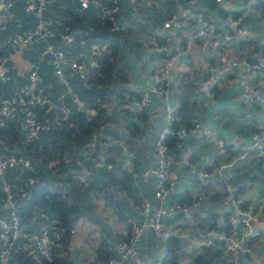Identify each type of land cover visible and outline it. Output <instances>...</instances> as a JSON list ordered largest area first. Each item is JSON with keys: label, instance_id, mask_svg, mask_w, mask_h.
<instances>
[{"label": "built area", "instance_id": "built-area-1", "mask_svg": "<svg viewBox=\"0 0 264 264\" xmlns=\"http://www.w3.org/2000/svg\"><path fill=\"white\" fill-rule=\"evenodd\" d=\"M112 3L115 0H110ZM132 4L133 13L138 14V0H129ZM176 7L169 11L161 21V27L155 31V35L148 44V55H154L156 64L152 70L149 85L146 89L127 86V89L120 92L118 98V109L130 120H136V113L143 111L152 100V95L157 99L162 113V121L156 136L152 140V160L143 168L136 167V152L124 142V124L122 130L114 132L115 137L110 135L111 124L103 121L89 134L86 146V155L75 158L74 163L78 168L74 170L72 178L79 184L85 185L90 171L85 167L86 160L92 166L105 172L115 173L120 170L128 173L133 180H141L143 183L152 184V195L142 194L137 213L129 216L130 230L127 237L122 239H109L106 241L107 252L110 253L106 264H159L163 255L167 252L165 242L172 234L181 237L190 246L191 250L199 251L203 246L222 248L225 253L241 252L247 253L253 259L257 258V264H264V252L258 255V244L248 242L261 234V229L251 228L248 220L250 218L259 220L255 205L251 202L245 208L239 206V199L231 196L232 186L224 181L221 189L226 194L223 201L234 203V210L228 216L230 229L225 230L218 221L214 226L199 228L194 225L195 213L204 209L206 204L207 184L219 178L224 180V170L232 164V160L214 162L213 157H205L204 161L196 165L192 160V150L185 147L187 137L194 136L203 139L210 135V130L202 124L197 115H193L188 125H179L173 130L174 124H179L178 114L180 102L175 97L171 98L168 93V72L183 52H188L194 41H198L199 48L207 52L216 62L209 71L195 84L196 90L204 89L212 95V89L229 81L236 80L240 85V98L248 105L264 107V93L250 82L252 70H259L264 73V51L262 48H250L248 57H253L255 62L250 67L244 68L243 64L247 58L231 52L229 42L248 41L251 33L242 23L241 14L225 12L224 21L203 15L195 10L197 0H174ZM215 3L226 2L227 0H213ZM231 3L240 4L243 0H228ZM264 3V0H255ZM16 2L21 3V9L31 14L34 22L17 34L7 33L5 40L10 41L11 46L22 50L32 49L33 46L42 42L37 52V61L27 60V68L24 81L15 87L11 93L0 96V126L5 119L14 117L17 128L22 132L25 142L38 138L39 134L59 126L66 121L70 114V104L65 101L68 98L74 109L89 112L90 108L85 102L76 96L69 81L70 77L78 79L85 84L92 75L100 72L99 60L106 54L104 45L92 44L85 51H77L71 56L64 50L48 41L52 34L49 20L44 18V11L47 0H0V35L7 30V22ZM76 8L87 9L98 7L101 0H75ZM104 6V5H102ZM106 6V5H105ZM102 14L105 17L109 30L120 29L117 21L104 7ZM124 25V24H123ZM232 26L233 30H228ZM187 27L183 38L176 39V35ZM154 32V31H153ZM170 34V35H169ZM66 39L71 41L72 35ZM82 43V41H81ZM2 41L0 40V47ZM47 58L52 73L62 86L57 95V100L51 102L42 109L39 115L36 107H41L47 102L46 94L41 85L39 75V61ZM111 60V56L106 54ZM234 67H241L245 75L235 76ZM234 74V75H233ZM178 91V90H177ZM16 113L18 116H16ZM135 115V116H134ZM262 125L258 129H262ZM259 130L252 133V142L245 146L244 154L252 151L259 157L264 154V134ZM174 136V146L181 151L180 162L192 173L188 183L189 201H172L170 196L175 194L174 186L176 179L171 173L173 165L172 149L168 145V137ZM137 139V138H134ZM68 163V158H64ZM31 169L30 160L9 150L0 152V185L5 193V200L11 207V183L4 180L10 170ZM34 182L32 177H27L18 186L19 196H24L26 188ZM182 191V190H181ZM209 192V190H208ZM241 225V227H240ZM184 226V228H182ZM53 226L44 227L40 230H28L21 225L19 217L10 209L7 217H0V264H11L10 260L15 252H21L28 256L34 264H41L43 260L50 261L54 253V246L59 245L60 234L57 230H50V237L47 232ZM194 230L192 236H188L186 230ZM74 233L73 227L69 229V235ZM150 235L158 243V250L151 252L150 259L146 260L138 245L143 238ZM182 250V249H181ZM183 259V257H182ZM184 260L178 264H182Z\"/></svg>", "mask_w": 264, "mask_h": 264}, {"label": "crops", "instance_id": "crops-1", "mask_svg": "<svg viewBox=\"0 0 264 264\" xmlns=\"http://www.w3.org/2000/svg\"><path fill=\"white\" fill-rule=\"evenodd\" d=\"M52 1L56 2L54 3L55 5L64 8L67 6V8L71 9L74 6L80 17L77 26L81 28L83 34L80 33V37L77 40L71 39V41H68L66 39L67 35L71 34L73 36L75 34L73 31L69 33H65L66 31L60 32L59 26H52V31L55 34L56 32L57 34L58 32L61 33L62 44L55 43L66 54L71 56L79 50L85 51L92 44L104 45L106 54L111 56V60L114 59L115 63L113 62L112 65L114 64L116 67L122 66L125 78H127L125 85L143 89L148 87L156 59L154 55H148L147 47L155 35V31L161 27V21L164 16L169 11L175 9L176 4L171 8L168 3V1L174 0H138V14L136 15L133 13L132 4L129 0H115L114 3L110 0H101L100 6L90 7L85 10L76 8L75 0H67L65 2H61L60 0ZM202 2L203 0H197L195 10L220 21H224L223 14L225 12L242 15V23L251 33V38L248 41L229 42L227 45L231 49V52L247 56L252 47L262 48L264 51V3L256 2L255 0H243L242 3L235 4L227 0L220 4L214 2V6H208ZM47 4L48 6L46 5V7L48 8L46 11H52V4L49 2ZM104 7L109 9L120 29L115 31L109 30L106 19L102 14ZM28 15L23 12L21 3L18 2V6L13 8L7 22L10 34L19 33V28L17 27L24 23L25 19L29 17ZM88 15L93 18L87 19ZM34 19L32 16V19H30L31 23L34 22ZM186 29L187 27H184L176 35V39L182 40ZM228 30H233V27L229 26ZM84 33L88 34L84 35ZM98 41L103 42L98 43ZM37 52L38 49L29 51L8 45L5 55L0 57V61H2L0 64V96L12 92L15 87L23 82L26 72L25 67H27L29 60L33 61L32 59H34ZM106 54L103 56L104 59H106ZM254 62L255 59L253 57L247 56L243 67H250ZM212 65H216V62L207 52L199 48L198 41H194L188 52L179 54L168 72L167 89L171 98L175 97L179 88L178 86L185 75L192 81L194 85L191 99L193 115H197L202 124L210 130V135L203 139H197L194 136L187 137L184 146L192 150V160L196 165L201 164L205 157H213L216 162L232 160V164L223 171L224 181L230 183L233 188L241 187L238 196L244 200L250 201L259 198L257 199L259 208L256 215L259 220H263L264 163H261V160L252 151L244 154V156H241V154L245 151V146L252 142L251 135L255 130H259V125L263 126L259 132L264 134V107L245 104L240 98V85L236 80L214 87L212 95H209L204 89L197 91L195 84L208 73ZM233 71L235 76L238 77L246 73L241 67H234ZM42 73L44 76L40 77L41 85L45 92L46 86L49 88L50 82L53 81L52 69H43ZM50 77L52 81L47 83V80L51 79ZM249 80L261 93H264V73L253 69ZM72 86H75V90L77 91L84 89L77 87L75 83ZM46 97L47 104H50L52 101H50L47 95ZM151 97L152 100L138 118V124L144 126L143 130L137 137H133V139L137 138L134 140L137 142V147L140 148L139 152L136 153V167L139 169L151 163L152 146H148V142L154 139L162 121L160 105L153 95ZM117 101L118 98L115 94H108L106 101L99 100L96 108L92 107L88 112L89 114H95L99 110L98 113L102 116L104 115L107 122L111 124L112 130H110V135L112 137L116 136L115 131L122 130V122L129 120L118 109ZM14 117L15 115L9 118V120H14ZM130 144L133 146V143ZM2 148H6V145H2ZM172 156L173 165L171 173L176 179L174 192L175 194H179L181 190L188 188L192 173L188 172L187 168L180 162L181 151L173 153ZM55 163L57 162H50L51 166H54ZM89 169V179L83 185L85 186L83 187L85 190L77 194L75 201L77 210L71 216V226L74 229V233L67 236L63 247L56 249L58 250L56 255L63 257L64 264H105L104 261L97 257L96 249L98 244L103 241L106 242L109 239L120 238L118 236L127 235L129 231L127 220L118 218L115 204L112 201L119 202L124 196V199L129 203L128 207L124 208L135 212L136 207L131 196L152 195V184L143 183L141 180H133V182L131 181V188L134 190L132 192L133 195L130 196L124 193V191L117 194L112 193L111 200L112 198L114 200H110L109 202L107 195L109 194V190H111L112 182L107 178V173L104 174L103 170L94 167H89ZM53 170L55 172L56 169L53 168ZM13 171L11 170L10 172ZM8 176L7 172L6 177L8 178ZM62 186L65 187V184ZM67 201H70L69 198H67ZM229 202L218 200L213 205L211 204L209 208L212 212L222 216L226 210L234 209L231 204L232 202ZM9 208L10 204L0 197V217L7 216ZM206 211L205 207L199 211L198 216L205 217ZM217 219L221 220L220 218ZM52 220H54L52 215L45 209L44 205H38L28 216V220L23 226L26 229L37 231L46 227ZM194 225L197 227L196 220ZM193 233L194 230L190 229L188 236H192ZM257 244L256 254L258 255L260 252H264V227L261 229V235ZM158 246L151 245L149 241L147 244L146 241L139 242L138 245L146 260L150 259L152 252L150 250L147 256V251L152 247H155L153 248L154 250H158ZM184 253L186 257L188 254ZM245 255V253L234 252L231 253L233 259L229 257L230 259L227 262L223 263L224 259L219 263L247 264ZM257 260L258 256L254 259V262H257ZM18 261L19 258L16 254L12 264H18Z\"/></svg>", "mask_w": 264, "mask_h": 264}, {"label": "trees", "instance_id": "trees-1", "mask_svg": "<svg viewBox=\"0 0 264 264\" xmlns=\"http://www.w3.org/2000/svg\"><path fill=\"white\" fill-rule=\"evenodd\" d=\"M61 2H65L67 0H60ZM50 4H52L53 10L50 12H47L46 7L44 11V18L49 20L50 29H52V26H59L60 32L69 33L73 31L75 34L72 36V40H77L78 37H80V33L83 34L81 31V28H79L78 23L80 21V17L77 14L76 9L74 6L70 9L67 6L61 7L57 6L54 3L55 1L48 0ZM171 8L174 7L176 4L175 1H168ZM182 4L186 3V0H181ZM203 4H207L208 6H214L213 0H203ZM15 6H18V2H16ZM14 6V7H15ZM48 6V4H47ZM20 7V6H19ZM18 9V8H17ZM85 10V9H83ZM18 11V10H17ZM29 17L25 19L24 23L21 24V26L17 27L19 28V32L29 25H31L32 19L31 14L28 15ZM107 22V21H106ZM105 23V22H104ZM106 24V23H105ZM108 24V23H107ZM78 30V31H77ZM10 33L9 28L5 32H3L0 35V40L2 41V46L0 47V57L4 56L6 53V48L10 45V41H6L5 37L6 34ZM61 33L52 31V34L48 37V41L55 44L58 43L59 45L62 44V36ZM88 33H84L86 35ZM83 36V35H82ZM56 42V43H55ZM103 41H98V43H102ZM41 43H36L32 49H29V51H33L34 49H40ZM59 45H56L60 47ZM70 54V53H69ZM104 59V58H103ZM99 60L100 64V72L97 75H92L85 84H82L78 79L71 77L73 79V82L76 84L77 87L84 88L82 90H75V86L73 91L76 94L77 97L82 99L85 104L88 106V108H96V105L99 103L100 98L104 97V93L106 95L108 94H115L117 98L120 96V92L127 89V85H125V81H127V78H125V75L123 73L122 66H114L112 63L113 60H108L107 58ZM33 61H37V54L35 55ZM40 62V61H39ZM115 63V62H114ZM50 65V64H49ZM40 66V65H39ZM47 68V67H46ZM51 68V66H50ZM49 70V68H47ZM41 76H44L42 71H40ZM45 72V71H44ZM43 74V75H42ZM52 74V78L47 80V83L50 82L49 88H45V93L49 97L50 101L55 102L57 100V95L61 91L62 86L57 81L55 76ZM42 78V77H41ZM24 81V80H23ZM22 83V82H21ZM20 83V84H21ZM102 87V88H101ZM178 91L176 93V98L180 102L179 107V116H180V122L179 124L173 125V130L177 129L179 125H188L190 123V119L193 116V107H192V93L194 90V85L192 81L188 78V76H184L181 80L180 85L178 86ZM96 92L95 96V103L94 104H87L86 98L84 97L85 94L90 92ZM107 92V93H106ZM11 93V92H9ZM7 93V94H9ZM6 94V95H7ZM3 96V95H1ZM5 96V95H4ZM65 101L70 104V114L68 116V119L66 121L61 122L59 126L52 127L48 131H44L39 134L38 138L30 141L25 142L22 136V132L17 128L16 121L5 119L2 126H0V150L2 153H5L9 150L16 151L18 154L27 157L30 160L31 163V169H25V170H14L13 172L8 171V178H6L7 174L5 175V181H8L11 183V207L16 215L19 217V220L21 222V225L25 224L28 220V216L32 213L34 208L38 207V205H44L45 209L52 215L53 219L52 222H50L46 227L49 228V226H53L55 230H57L60 234L59 237V245L54 246V253L52 255V259L50 261L43 260L41 264H64V259L60 255H56V250L58 247H63V244L69 235V229L71 226V216L73 213L77 210V205L75 204L77 195H74L73 197H70L69 195V202L67 201V195L66 188L62 185L66 183L68 180L67 178H64L62 171L54 172L52 174L53 176L49 177H42V175L39 173L40 170H38V167L34 161V158L40 154V152H45L46 155H49L50 158H53L52 155H56V157L59 159V163L62 164L61 166L65 168V166L72 165V168L75 170L78 168L76 164L74 163L75 158L83 157L86 155V151L88 150L86 143L89 137V134L91 131L97 127V125L103 121H106V118L104 115H100L96 111L95 114H89L85 111H79L74 109V107L71 105V102L68 98H65ZM47 102L44 103L41 107H36V111L40 115L42 113V109L47 106ZM142 111L136 113V120H130L127 123L124 124V128L129 130L130 135L133 137H137L136 135L141 134L143 130V125L138 124V118L140 117ZM16 116L18 114L16 113ZM135 116V115H134ZM16 142V143H15ZM168 145L169 147L173 148L172 153H177L180 150H178L177 147L174 146V136L168 137ZM11 144V146H10ZM2 145H6V148H2ZM48 145V146H47ZM129 147L132 149L133 147L129 143ZM71 149L73 152V155L70 156L65 151V149ZM68 158L69 162L64 164V158ZM261 160V163H264V154L258 157ZM48 160V159H47ZM57 160V159H56ZM57 162V161H56ZM214 162H216L214 160ZM85 167L89 169V167H92L91 162L89 160L83 162ZM90 171V169H89ZM106 173V172H105ZM32 177L34 179V182L31 186H28L26 188V193L24 196H19L17 192L18 186L22 184V181L26 179L27 177ZM88 177V176H87ZM108 179L112 182V190L111 193L107 195L108 201L111 200V194L118 192H125L129 195H133V188H131V183L133 182V179L131 176H129L128 173H125L123 171H116L115 173L107 172ZM73 180V178H72ZM74 181V180H73ZM132 181V182H131ZM76 186H83L82 184H79L78 182L74 181ZM224 180L222 181L221 178L217 180H213L207 184V194H206V204L204 208L206 207V216L205 217H199V213H195V220L196 224L199 228H204L206 226H214L218 221H220V226L224 228L225 230L230 229V224L228 223V216L231 212H233L234 209H228L226 210L223 215L217 214L215 212H212V210L209 208L211 207V204L218 200H223L224 195L226 192L224 189H221V186L223 185ZM233 188V187H232ZM241 189V187H235L231 191V196L233 198L239 199V206L242 208H245L247 204L253 203L255 205V212L258 211L259 204L256 200H244L240 196H238V192ZM0 197L2 199H5V193L1 189L0 185ZM209 190V192H208ZM142 196L140 195L138 198V201H140V198ZM112 200H114L112 198ZM111 200V201H112ZM170 200L172 201H189V195H188V189L182 190L179 194H172L170 196ZM116 207V211L118 213L119 218H123L127 220V224L130 230V223L128 220L129 216H125L123 213L127 212L130 216L134 215L136 212L128 210H123L120 203L112 201ZM230 203V202H229ZM234 207V203H231ZM9 212V211H8ZM257 214V213H256ZM8 215V214H7ZM7 217V216H5ZM3 217V218H5ZM217 218H220L221 220H218ZM259 219V218H258ZM24 227V226H23ZM47 232L48 236L50 237V230ZM241 227V225H240ZM25 228V227H24ZM184 228V226L182 227ZM29 230V229H28ZM129 234V231H128ZM127 234V235H128ZM127 235H120L118 237L125 238ZM261 234H259L256 238L250 239L248 242L251 244L252 242L258 241ZM151 241H153V245L158 246L159 243L154 239L151 238ZM185 240H182L181 237H178L175 234H172L169 239L166 240V253L163 255L162 259L160 260L159 264H178L180 261L184 260L182 264H218L220 261L224 260L226 258V255L229 253H225L222 248H212V247H205L203 246L199 251L191 250L188 253V255L184 258L183 253L184 251L182 249V245L185 243ZM60 249V248H59ZM97 257L104 261L106 264V260L108 256L110 255L109 252H107L106 249V242H100L96 249ZM17 254L19 261L18 264H34L30 259H25V255L21 252H15L14 256ZM246 255V262L247 264H257V262H254L253 257H251L249 254L245 253ZM10 260L11 264L13 262V258ZM183 257V259H182Z\"/></svg>", "mask_w": 264, "mask_h": 264}, {"label": "rangeland", "instance_id": "rangeland-1", "mask_svg": "<svg viewBox=\"0 0 264 264\" xmlns=\"http://www.w3.org/2000/svg\"><path fill=\"white\" fill-rule=\"evenodd\" d=\"M93 15V14H92ZM11 16V15H10ZM93 17H94V15H93ZM92 16L90 17V15H88V17H87V19H91V18H93ZM10 18V17H9ZM13 52V51H12ZM12 52H10V53H12ZM1 62L2 61H0V64H1ZM7 64V63H6ZM39 64H40V68H39V74H41V72L40 71H42L43 69H46V70H48L47 68H49L50 69V65H49V61L47 60V58L45 57L44 59H42L40 62H39ZM41 67H43V69H41ZM47 67V68H46ZM23 68V67H22ZM26 68L27 67H25V70H26ZM42 77V76H41ZM69 81H70V83H71V85L74 83L73 82V79H69ZM102 88V87H101ZM107 93V92H106ZM96 92H90V93H87V94H85V100H86V102H87V104L89 105H91V104H94L96 101H95V96H96ZM106 98H107V95L104 93V97L103 98H100L101 100H104V101H106ZM124 133H125V135L123 136V138H124V142H125V144H127L128 146H129V144L128 143H133V150H135V152L137 153V152H139V147H137V142L132 138V136L130 135V132H129V130H127V129H124ZM137 136V135H136ZM48 146V145H47ZM148 146H152V140H150L149 142H148ZM65 151L68 153V155H70V156H72L73 155V152H72V150L71 149H65ZM0 152H2L1 150H0ZM52 157L53 158H50L49 157V155H46V153L45 152H40V154L39 155H37L35 158H34V161H35V163H36V165H37V167H38V170H40L39 171V173L42 175V177L44 176V177H49V176H53L52 174H54V170H53V168H55L56 170H55V172H58V171H62V173H63V176H64V178H67L68 180L66 181V183H65V188L67 189L66 190V192L68 193V195H67V198H69V195H71L70 197H73L74 195H77L78 193L80 194V193H82V192H84V188L83 187H85V186H76L75 184V182L72 180V174L74 173V169L72 168V165H69V166H65V168H63L61 165L62 164H60L59 163V159L56 157V155L54 154V155H52ZM48 159V160H47ZM57 159V160H56ZM53 161H57V163H55V165L54 166H51V164H50V162H53ZM64 165V164H63ZM53 170V171H52ZM105 172V171H104ZM103 172V173H104ZM107 173V172H106ZM106 173H104V174H106ZM7 178V177H6ZM108 178V177H107ZM89 179V176L87 177V180ZM4 180H5V178H4ZM86 180V181H87ZM222 187V186H221ZM110 189L112 190V186L110 187ZM109 193H111V191H109ZM117 193H121V192H118V191H116L115 192V194H117ZM125 193V192H124ZM131 196V195H130ZM139 196V195H138ZM136 197V196H131V198H132V201H133V203H134V206L136 207V210H135V212L137 213V210H138V207H139V201H138V198L139 197ZM125 197L123 196V198H122V200L121 201H119L118 203H120L121 204V206H122V209L123 210H127V209H125V208H127L128 207V201L127 200H125L124 199ZM125 207V208H124ZM119 218V217H118ZM189 231L190 230H186V232H188L189 233ZM151 236L150 235H147V236H145L144 238H143V240L142 241H146V244H147V242L149 241V243H151V245H153V241H151ZM116 239H121V238H116ZM153 246H155V245H153ZM156 247V246H155ZM155 247H152L151 249H149L147 252H148V254H147V256L149 255V251L151 250L152 252H155V251H157V249L156 250H154L153 248H155ZM182 250L184 251V252H186V255L189 253V251L190 250H188V249H190V247H189V245L187 244V243H184L182 246ZM183 256L185 257V253H183ZM229 257H231V259H233V256H231V254L229 255V256H226V258H225V260H224V262L223 263H225V262H227L230 258ZM247 261V260H246ZM220 264V263H219Z\"/></svg>", "mask_w": 264, "mask_h": 264}, {"label": "water", "instance_id": "water-1", "mask_svg": "<svg viewBox=\"0 0 264 264\" xmlns=\"http://www.w3.org/2000/svg\"><path fill=\"white\" fill-rule=\"evenodd\" d=\"M249 226L251 228H259L262 229L264 227V219L263 220H256L253 218H250L248 220ZM25 259H28V256H25Z\"/></svg>", "mask_w": 264, "mask_h": 264}]
</instances>
